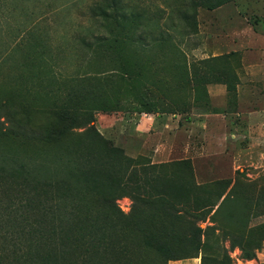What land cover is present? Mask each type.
<instances>
[{
    "label": "rangeland",
    "instance_id": "1",
    "mask_svg": "<svg viewBox=\"0 0 264 264\" xmlns=\"http://www.w3.org/2000/svg\"><path fill=\"white\" fill-rule=\"evenodd\" d=\"M119 1L118 30L98 15L108 0H0V171L9 197L40 189L47 177L79 186L77 149L101 154L87 126L61 140L38 138L77 91L78 107L96 99L117 105L95 110L92 127L132 160L139 195L153 177L176 210H191L196 199L203 209L218 207L213 223H200L215 227L211 241L228 249L230 264L264 263V239L250 259L228 242V235L264 229V0H228L211 10L186 0ZM239 94L250 103L238 107ZM139 101L152 111L140 112ZM116 204L125 215L131 200L124 195ZM19 206L7 211L8 243L10 258L24 260ZM189 224L182 213L179 226ZM208 255L206 264H217L219 253ZM200 256L164 261L136 239L123 253L99 257L200 264Z\"/></svg>",
    "mask_w": 264,
    "mask_h": 264
},
{
    "label": "trees",
    "instance_id": "2",
    "mask_svg": "<svg viewBox=\"0 0 264 264\" xmlns=\"http://www.w3.org/2000/svg\"><path fill=\"white\" fill-rule=\"evenodd\" d=\"M186 1L193 8L211 10L228 0ZM119 2L108 0L107 11L102 8L98 11L104 21L118 30L124 20ZM121 68L122 73L131 76L130 70ZM72 94L67 96L59 110L52 113L55 127L38 138L47 142L61 140L72 135L74 128L87 126L85 136L101 147V154L85 145L77 149L82 177L79 186L62 187L47 177L40 189H22L17 201L9 197L10 182L0 171V264H105L100 255L107 256L114 251L123 253L136 239L164 261L200 254V264H206L208 252L215 250L220 255L217 264H230L228 249L211 241L215 227L209 224L200 226L206 220L215 221L218 207L203 209L196 199L191 210H176L168 201L165 188L156 185L153 177L141 185L145 193L139 195L140 185L132 160L120 149L109 145L92 127L95 110L115 111L117 105L96 99L89 105L78 107L82 99L77 91ZM139 104L140 112L152 111L147 102L139 101ZM76 108L82 113L76 114ZM55 184L58 190L52 191ZM84 194L89 195L88 200L82 197ZM124 195L131 200L130 210L125 215L116 204V200ZM15 203L22 207L23 225L19 232L24 239V260L10 258L8 242L12 223L7 211ZM182 213L191 219L185 229L179 226ZM263 239V228L253 237L228 235L229 247H237L246 259L254 257Z\"/></svg>",
    "mask_w": 264,
    "mask_h": 264
},
{
    "label": "crops",
    "instance_id": "3",
    "mask_svg": "<svg viewBox=\"0 0 264 264\" xmlns=\"http://www.w3.org/2000/svg\"><path fill=\"white\" fill-rule=\"evenodd\" d=\"M258 41H261V42H263V44H264V36H260L259 37V39H258ZM249 91V90H248ZM247 98V97H246ZM243 102L244 103H250V101H249V98L246 100H241V98H240V94H239V98H238V107H241L242 105H243ZM146 123H149L148 121H146ZM144 124V123H143ZM206 125L207 124H205V125H203L204 126V128L206 127Z\"/></svg>",
    "mask_w": 264,
    "mask_h": 264
}]
</instances>
